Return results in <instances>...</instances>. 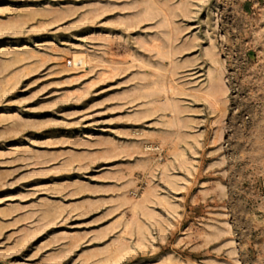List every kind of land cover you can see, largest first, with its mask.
Listing matches in <instances>:
<instances>
[{"label": "rangeland", "instance_id": "rangeland-1", "mask_svg": "<svg viewBox=\"0 0 264 264\" xmlns=\"http://www.w3.org/2000/svg\"><path fill=\"white\" fill-rule=\"evenodd\" d=\"M0 264H264V0H0Z\"/></svg>", "mask_w": 264, "mask_h": 264}]
</instances>
